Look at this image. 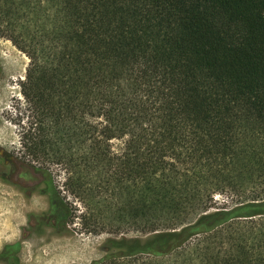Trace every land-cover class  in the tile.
I'll list each match as a JSON object with an SVG mask.
<instances>
[{"label": "trees", "instance_id": "1", "mask_svg": "<svg viewBox=\"0 0 264 264\" xmlns=\"http://www.w3.org/2000/svg\"><path fill=\"white\" fill-rule=\"evenodd\" d=\"M1 39L24 148L113 234L89 264H264V0H0Z\"/></svg>", "mask_w": 264, "mask_h": 264}, {"label": "rangeland", "instance_id": "2", "mask_svg": "<svg viewBox=\"0 0 264 264\" xmlns=\"http://www.w3.org/2000/svg\"><path fill=\"white\" fill-rule=\"evenodd\" d=\"M28 64L23 51L0 40V251L4 244L20 241L22 264H89L105 255L103 246L113 234L82 223L86 208L67 190L62 165L37 159L24 148L21 132L27 116L21 82ZM49 177L71 209L65 225L60 206H50L55 193ZM77 254L87 259H73ZM0 264L6 262L0 259Z\"/></svg>", "mask_w": 264, "mask_h": 264}, {"label": "bare ground", "instance_id": "3", "mask_svg": "<svg viewBox=\"0 0 264 264\" xmlns=\"http://www.w3.org/2000/svg\"><path fill=\"white\" fill-rule=\"evenodd\" d=\"M73 259H87V258H83V257H80L78 254L77 255H72Z\"/></svg>", "mask_w": 264, "mask_h": 264}, {"label": "flooded vegetation", "instance_id": "4", "mask_svg": "<svg viewBox=\"0 0 264 264\" xmlns=\"http://www.w3.org/2000/svg\"><path fill=\"white\" fill-rule=\"evenodd\" d=\"M65 224V223H64ZM16 242V241H15ZM14 243V242H13ZM5 245V244H4ZM0 259H2V258H0Z\"/></svg>", "mask_w": 264, "mask_h": 264}]
</instances>
